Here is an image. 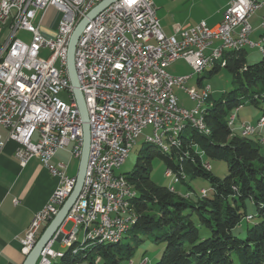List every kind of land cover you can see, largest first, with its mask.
I'll use <instances>...</instances> for the list:
<instances>
[{"label": "built area", "instance_id": "2783aa9c", "mask_svg": "<svg viewBox=\"0 0 264 264\" xmlns=\"http://www.w3.org/2000/svg\"><path fill=\"white\" fill-rule=\"evenodd\" d=\"M101 1L0 0V26L7 27L8 38H13V47H6L5 41L0 49V128L7 131L5 138L0 135V153L6 141L11 140L17 144L15 156L21 166L36 157L58 179L57 188L19 239L24 256L75 183L74 177L65 175V165L59 163L54 167L49 162L58 150L68 147L71 157H80L81 120L66 72V51L75 26ZM262 7L264 1L230 0L222 20L214 27L201 21L171 35L161 29L151 0H117L88 21L74 50L78 85L90 126L84 182L63 224L41 252L38 264L55 255L52 246L59 233L60 247L73 237L74 229L81 223L87 182H95L89 217L106 216L107 224V214L113 208L100 213L99 204H108L115 187H121L118 179L110 175V168L122 160L118 149L142 135L149 119H158L160 123L169 118L193 121L192 110L179 107L173 93V88L178 87L184 89L191 101L197 100L191 89L183 87L189 75L172 76L167 68L177 60L185 61L190 68L203 62L204 54L214 49L210 47L213 41L248 44L252 48L249 19ZM32 8H39V22L29 19ZM50 8L58 13L57 25L51 36H45L40 22ZM260 20V25H264V15ZM19 30L30 34L29 42L16 36ZM42 49L50 52L47 58L39 56ZM61 91L67 94L68 102L58 97ZM233 125L229 120V126ZM240 126L248 128L251 124L243 122ZM263 127H257V134ZM128 191L125 188V193ZM99 194H106V202H99ZM67 222L74 227L65 233L63 227ZM105 226L97 229L103 233Z\"/></svg>", "mask_w": 264, "mask_h": 264}, {"label": "trees", "instance_id": "16d2710c", "mask_svg": "<svg viewBox=\"0 0 264 264\" xmlns=\"http://www.w3.org/2000/svg\"><path fill=\"white\" fill-rule=\"evenodd\" d=\"M262 48L260 61L253 64L247 62L245 48L226 50L208 74L197 79L203 88V79L223 68L233 84L223 97L214 99L210 94L203 100L207 103L200 108L203 129L188 124L167 144L146 141L132 169L120 174L133 193L131 242L123 244L121 236L118 241L84 239L77 246L76 239L49 264H95L97 260L117 264L130 259L147 239L163 245L161 257L151 264H264V136H242L240 127L236 133L229 126L245 105L260 110L255 122L264 116L260 106H264V42ZM156 159L171 171L168 185L159 186L151 179ZM208 161L224 162L227 175L220 179ZM174 178L189 190H178ZM195 179L209 183L210 196L206 189L190 187L188 182ZM248 205L254 207V215L247 214ZM244 220L253 223L243 232H234ZM143 262L147 264L144 258L137 264Z\"/></svg>", "mask_w": 264, "mask_h": 264}, {"label": "crops", "instance_id": "0c3cea01", "mask_svg": "<svg viewBox=\"0 0 264 264\" xmlns=\"http://www.w3.org/2000/svg\"><path fill=\"white\" fill-rule=\"evenodd\" d=\"M151 1L156 9L161 29L165 34L171 35L177 29L186 30L201 21L208 27H214L222 20L230 0ZM263 15L264 7L257 10L249 19L252 28L249 39L252 42H258L259 40H255L260 39L262 35L259 31L260 18ZM35 19V22H39V11ZM57 19L58 13L52 8L48 9L40 22L41 33L51 36L56 29ZM8 35L9 29L0 26V49ZM218 44V41H213L210 47ZM243 122L248 121L242 120L240 124ZM0 135L5 138L7 131L0 128ZM16 148L17 144L9 140L0 153V264H23L25 256L20 251L19 239L28 228L34 214L42 209L58 186V179L50 175L38 158H31L21 166L15 156ZM70 149L71 147L58 150L49 163L54 167L59 163L65 165V175L75 178L78 168L77 170L73 168L69 174L67 171L69 162L74 159L69 154ZM66 156L69 159L68 163L63 160Z\"/></svg>", "mask_w": 264, "mask_h": 264}, {"label": "rangeland", "instance_id": "374dc122", "mask_svg": "<svg viewBox=\"0 0 264 264\" xmlns=\"http://www.w3.org/2000/svg\"><path fill=\"white\" fill-rule=\"evenodd\" d=\"M254 14L255 13H253L252 16ZM260 29H261L259 31L260 34H263L264 28L261 27ZM259 32L257 31V34ZM16 36L18 38L22 39L23 41H25L26 43L29 42V40H30V34L23 31V30H19L16 33ZM258 40L260 41L261 37H260V39L258 38L255 41H258ZM244 48H245L246 53H247L246 54V60L249 64L257 63L260 61L261 51L258 47L250 48L248 45H245ZM49 54H50V52L48 50L42 49L39 53V56L41 58H47L49 56ZM210 70H211V68L207 67L204 69V71L201 74H199L195 70H193L192 67L190 68L189 65L185 61L177 60L174 63H172L167 68L166 71L168 74H170L172 76H185V75H191L192 74L191 78L184 84L183 87H185L187 89H191L192 93L196 92V93L200 94L202 91V87L200 88L197 85V79L207 75ZM202 85L204 86V88H206V87L210 88L209 93L211 94L212 98H214V99H218V98L223 97L224 93H227L233 89V84L231 83L227 72L223 68H221L217 74H215L209 78L203 79ZM173 93L177 98L179 107L184 108L186 110L194 109L198 106V104H199L200 108L201 107L205 108V106L207 105V103H202V102L199 103L198 100L191 101L189 99L187 93L184 91V89L174 87ZM58 97L61 100L68 102L67 94L65 92L61 91L58 94ZM260 106L262 109H264V106L262 104ZM260 113L261 112L259 109H256L250 105H245V106L239 108L236 111L237 119L235 120V123L233 125V128L235 129L236 133H239L238 132L239 131L238 126L240 125V122L242 120L251 122V124H255L257 116ZM255 134H257V130H256ZM153 135H154L153 127L148 126L143 130L142 135L135 137V141L129 150V155L126 158L125 162L123 164H121L118 168H115L113 170V172L116 176L123 174V173L129 171L130 169H132V167L134 166L135 158H136L138 151L141 149V147L146 145V143H145L146 142V136H153ZM260 135L264 136V127L260 130ZM250 136H253V135H250ZM167 139L169 140V135L164 134L162 137V141L167 144ZM261 144H262L263 153H264V142ZM63 160L65 163H68V161H69L67 156L63 157ZM208 163L210 165L211 171L216 176H218L220 179H223L227 175V168H226L224 162L208 161ZM78 164H79L78 159H76V158L72 159L68 165V170H67L68 174L73 170V168H75V170H77ZM152 166H153V170H152V174H151L152 181L159 186L168 185L170 180L166 178L165 165L161 161L156 159L153 161ZM188 183H189L190 187H192L194 190L199 191L200 189L203 188V189L208 190L207 191L208 196L211 195L209 183L207 181H205L203 179H195V180H192ZM175 186L177 187L178 190L181 189V191H188L189 190L188 188H186L185 185H182V184L178 185V183H177V184H175ZM99 202H101L100 199H99ZM246 212L248 215H254L255 209L252 205H248ZM252 223H253V220H250V221L244 220L241 223L240 227L238 229H235L234 232H237V231L243 232L245 227L250 226ZM73 227H74V225L71 222H67L63 227V232L68 233L73 229ZM76 229H77V235H76L77 243H76V245L81 246V245H83V241L85 239V232H84L85 228L82 227L81 225H78ZM132 237H133V231L130 228H128V230L122 235L121 241L123 242V244L130 243ZM52 249L55 251L59 250L61 252L67 251V249L65 247H63V246L60 247V244L57 241H55V243L53 244ZM162 250H163V245H155L151 239H147L137 247L134 255L130 259L121 260L117 264H130V263L137 264L143 258L147 262V264H151V263L157 262L159 260V258L161 257ZM55 261L57 262V261H59V259H57ZM79 264H90V263L88 261H83V262H80ZM95 264H108V263L96 262Z\"/></svg>", "mask_w": 264, "mask_h": 264}, {"label": "bare ground", "instance_id": "6f19581e", "mask_svg": "<svg viewBox=\"0 0 264 264\" xmlns=\"http://www.w3.org/2000/svg\"><path fill=\"white\" fill-rule=\"evenodd\" d=\"M39 11V8H32L31 12H29V19H35L36 13ZM264 28V25H260ZM264 39L257 43H253L252 48L258 47L260 51H263L262 43ZM245 45L242 43H220L214 47L211 53L204 54V61L199 62L195 65H192V69L195 70L197 73L201 74L205 68L211 67L214 62L221 60L222 55L226 50H237L244 48ZM6 47H13V38H7L6 40ZM192 75V74H191ZM189 75V79L191 78ZM210 95L209 89L202 88L200 94L192 93L193 98H197L198 102H203L205 98ZM192 110V119H179V118H169L166 120L165 123H160L158 119H149L147 125L145 126H152L153 127V136H146V141L158 144L159 146L162 145V137L164 134L169 135V140L176 137L178 133H180L183 129H185L186 125H192L199 130L203 129V118L200 111V106H198ZM251 124V123H249ZM264 126V119L261 118L255 124H251L247 128V126H240V133L242 136H250L254 135L257 127ZM264 141V139H263ZM134 143V142H133ZM133 143H128L125 147L118 149V157H122V160H118L117 165L115 168H118L121 164H123L126 158L129 155V150L132 147ZM162 148V147H161ZM126 156V157H125ZM115 168H110V175L114 177V179H118V185L121 187H115V193H112L108 197V204H99V212L100 213H108L109 208H113L107 214V224H106V216L102 215H95V217L90 216V207L92 202L94 201V193H95V182H87L84 187V197L82 198V208L80 209V216H81V225L85 228V239H98L99 241L104 240H117L120 239L123 233H125L129 226H132L135 217L132 214H129V207H130V200L133 197V193L131 192L130 187L127 185L126 180L121 175L116 176L113 172ZM166 177H171V172L166 171ZM177 181L176 178L173 179V182ZM125 188H128L129 191L125 193ZM99 199L101 202H106V194H99ZM123 217V218H121ZM77 225V226H78ZM106 225V226H105ZM76 226V228H77ZM99 226H105L104 232L102 230L97 229ZM77 229H74L73 237L71 240L67 242H62L63 247H69L73 241L76 240ZM93 241V240H92ZM97 241V240H96ZM62 252L56 251L54 256H48L45 259V262L42 264H49L52 258L61 257ZM98 262V261H96ZM95 262V263H96ZM140 264H144L140 263Z\"/></svg>", "mask_w": 264, "mask_h": 264}, {"label": "water", "instance_id": "95a60500", "mask_svg": "<svg viewBox=\"0 0 264 264\" xmlns=\"http://www.w3.org/2000/svg\"><path fill=\"white\" fill-rule=\"evenodd\" d=\"M115 1L117 0H102L101 2H99L87 13V15L83 19L78 22L69 37L66 51V72L81 120V153L79 157L78 170L75 176V183L70 194L68 195L56 215L52 218L51 221L48 222L30 252L25 256L23 264H38L41 252L49 243V241L55 236L58 228L63 224L67 213L71 209L81 191L89 155L90 126L88 123V115L83 95L78 85V79L74 65V50L79 35L83 28L87 25L88 21L93 19L97 14H99ZM61 236L62 234L59 233L56 238L57 242L60 241Z\"/></svg>", "mask_w": 264, "mask_h": 264}]
</instances>
